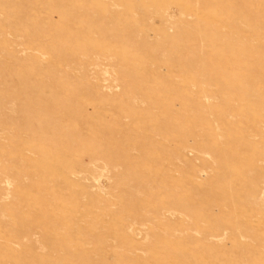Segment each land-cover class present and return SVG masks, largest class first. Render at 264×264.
<instances>
[{"label": "rangeland", "instance_id": "374dc122", "mask_svg": "<svg viewBox=\"0 0 264 264\" xmlns=\"http://www.w3.org/2000/svg\"><path fill=\"white\" fill-rule=\"evenodd\" d=\"M0 264H264V0H0Z\"/></svg>", "mask_w": 264, "mask_h": 264}]
</instances>
